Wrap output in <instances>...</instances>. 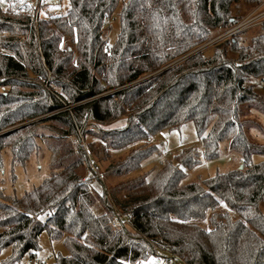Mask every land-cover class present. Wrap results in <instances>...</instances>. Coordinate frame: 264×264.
<instances>
[{
  "label": "trees",
  "instance_id": "16d2710c",
  "mask_svg": "<svg viewBox=\"0 0 264 264\" xmlns=\"http://www.w3.org/2000/svg\"><path fill=\"white\" fill-rule=\"evenodd\" d=\"M39 1L0 0V132L12 128L0 133V171L5 150L13 172L45 148L51 169L22 196L0 191L4 264L42 263L44 231L70 251L53 264H136L164 250L186 264H264V160L253 161L264 143L250 135L264 113V23L192 53L264 0H68L44 15ZM189 120L204 158L227 141L240 164L183 183L182 167L201 162L188 148L149 180L114 186L92 164L127 152L105 171L125 176L157 151L153 136Z\"/></svg>",
  "mask_w": 264,
  "mask_h": 264
},
{
  "label": "rangeland",
  "instance_id": "374dc122",
  "mask_svg": "<svg viewBox=\"0 0 264 264\" xmlns=\"http://www.w3.org/2000/svg\"><path fill=\"white\" fill-rule=\"evenodd\" d=\"M32 1L33 3H36L37 0ZM67 7L68 0H45V5L44 7L40 6L39 12L41 15H44L45 10L52 13H63L66 11ZM119 11L120 5L118 6L117 10L114 12L110 20L111 27L107 37V45L110 46L115 43L120 31ZM220 32L221 30L214 31L209 40L217 36ZM211 47L212 44H209L203 49L198 48L199 50L197 49L196 53L201 50H207V52H210L209 49ZM1 51H3V49L0 47V52ZM114 90H111L109 92L111 93ZM88 100H90V98L84 99L79 103H84ZM50 115H52V113L45 115V117ZM253 117L256 118L262 124V126H255L250 130L251 138L254 141L264 143V113L255 111ZM120 124H123V121H120L114 125L118 126ZM10 129L12 128L1 130L0 133H3ZM98 138H100V133L95 132L94 135H90L87 137L85 143L87 144ZM152 141L157 145V151L142 162V166L140 169L130 172L125 176L116 177L111 174H106L105 171L111 162H117L120 158H123L127 152H113L106 160L101 159V157L95 156L93 158L92 164L94 168L100 173L101 179H104V182L107 184V186L121 184L123 181H126V179L140 174H145L146 179L149 180L154 175V173L158 171L163 162H165L166 160L175 162L176 155L184 149L188 148L196 149L201 162L199 165L191 169L182 167L185 171V178L183 179V183L201 182L203 179L209 176H213L217 172L227 171L231 168L237 167L240 164V155L229 149L227 141L220 144V154L218 157L213 159L204 158L202 142L197 134L194 122L192 120L183 123L180 127L173 130L160 131L152 137ZM98 142L96 143L97 145ZM3 155V168L0 171V191H2L4 194L14 193L17 196H22L25 191H28L32 187L42 183V181L50 174L51 169L48 163V154L46 148L43 152L40 153L39 156L32 158L27 166L23 167L21 165H16L13 172L11 168V155L9 151L5 150ZM261 160H264V155L256 154L253 156L254 162H259ZM84 173H87V171H85ZM94 185L99 187V185L101 184L96 181ZM202 223L205 227L208 228L209 223L207 220ZM39 244L41 246V249L37 253V258L40 259L43 264H53L55 255L58 253L65 256L70 255V251L65 245L64 240H52L49 238L46 231L41 233L39 237ZM10 254L11 248L2 250L0 252V264H4V261ZM29 258L30 257L26 255L16 264H29ZM136 264H157L156 257L149 256L147 259H143Z\"/></svg>",
  "mask_w": 264,
  "mask_h": 264
},
{
  "label": "built area",
  "instance_id": "2783aa9c",
  "mask_svg": "<svg viewBox=\"0 0 264 264\" xmlns=\"http://www.w3.org/2000/svg\"><path fill=\"white\" fill-rule=\"evenodd\" d=\"M262 23H264V1L261 4H259L254 10H252L241 21L235 23L229 28L222 30L217 36L213 37L211 40L206 42L199 49H203L209 44L213 45L243 30L249 29L251 27H254ZM260 82L264 87V79H261ZM156 262L157 264H186L183 258L179 254L172 252L170 250H164L162 255L156 256ZM29 264H42V263H40L37 259L33 258L29 260Z\"/></svg>",
  "mask_w": 264,
  "mask_h": 264
},
{
  "label": "water",
  "instance_id": "95a60500",
  "mask_svg": "<svg viewBox=\"0 0 264 264\" xmlns=\"http://www.w3.org/2000/svg\"><path fill=\"white\" fill-rule=\"evenodd\" d=\"M196 51H197V50L193 51L192 53H196ZM192 53H191V54H192ZM241 167H242V166H241Z\"/></svg>",
  "mask_w": 264,
  "mask_h": 264
}]
</instances>
